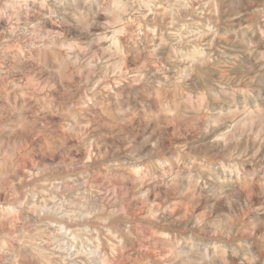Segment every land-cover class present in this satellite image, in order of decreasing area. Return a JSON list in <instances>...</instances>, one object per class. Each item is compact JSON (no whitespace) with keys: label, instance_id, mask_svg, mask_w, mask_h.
<instances>
[{"label":"rangeland","instance_id":"374dc122","mask_svg":"<svg viewBox=\"0 0 264 264\" xmlns=\"http://www.w3.org/2000/svg\"><path fill=\"white\" fill-rule=\"evenodd\" d=\"M0 264H264V0H0Z\"/></svg>","mask_w":264,"mask_h":264},{"label":"bare ground","instance_id":"6f19581e","mask_svg":"<svg viewBox=\"0 0 264 264\" xmlns=\"http://www.w3.org/2000/svg\"><path fill=\"white\" fill-rule=\"evenodd\" d=\"M28 204V203H27ZM75 249V248H74ZM14 254V253H13ZM14 257V256H13ZM12 258V257H11Z\"/></svg>","mask_w":264,"mask_h":264}]
</instances>
